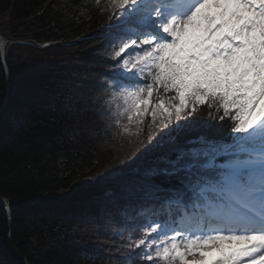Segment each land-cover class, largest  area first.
<instances>
[{
    "label": "snow or ice",
    "instance_id": "6c2138e0",
    "mask_svg": "<svg viewBox=\"0 0 264 264\" xmlns=\"http://www.w3.org/2000/svg\"><path fill=\"white\" fill-rule=\"evenodd\" d=\"M108 4L118 58L108 87L122 131L139 137L150 118L149 129H169L159 145L210 130L206 113L228 118L233 133L229 143L198 135L175 159L161 157L151 174L178 184L141 189L157 218L129 234V249L143 264H264V0Z\"/></svg>",
    "mask_w": 264,
    "mask_h": 264
},
{
    "label": "trees",
    "instance_id": "16d2710c",
    "mask_svg": "<svg viewBox=\"0 0 264 264\" xmlns=\"http://www.w3.org/2000/svg\"><path fill=\"white\" fill-rule=\"evenodd\" d=\"M64 17L55 0H0V32L9 40L5 59L11 74L5 104L7 76L0 48V196L8 198L13 207L10 229L6 209L0 205V264H25L8 246L10 232L14 247L29 264H80L101 251L96 231L112 234L113 225H125L140 236L139 225L157 218L145 209L153 203L158 207L141 189L156 185L166 190L178 184L174 177L148 174L165 166L161 157L175 159L174 149L192 147L187 141L198 135L225 143L233 135L228 118L209 121L205 113L199 119L211 124L210 130L197 128L157 145L169 129H149L146 124L129 150L135 156L134 165H119L120 159L112 151H103L85 131L96 114L86 106L94 99L86 77L92 73L85 70L81 55L66 39L70 32ZM33 43L49 44L39 47ZM77 153L91 159L83 177L60 170L61 160L70 164ZM110 169L123 172L87 181L99 172L109 174ZM121 183L133 185L141 193H106L110 185ZM74 188L77 191L64 202L54 200L61 190ZM81 194L91 197L85 199ZM139 252L127 249L115 254L136 258Z\"/></svg>",
    "mask_w": 264,
    "mask_h": 264
},
{
    "label": "rangeland",
    "instance_id": "374dc122",
    "mask_svg": "<svg viewBox=\"0 0 264 264\" xmlns=\"http://www.w3.org/2000/svg\"><path fill=\"white\" fill-rule=\"evenodd\" d=\"M55 2L65 15L66 31L70 32L66 39L69 40L75 53L81 55L85 70L92 73V75L86 74V77L91 82L90 95L94 99L90 100L86 106L90 109L94 108L96 114L89 120L91 127H86L85 131L96 140L103 151H112L114 157L120 159L119 165H134L135 156L130 154L129 150L133 149L132 145L138 137L128 136L122 131L121 125L115 122L116 103L108 87L110 74L115 71L112 66L118 59L114 55L116 47L113 30L109 28V25L113 23V10L109 7L108 0H99V3L97 0H55ZM71 27L75 31L71 30ZM126 122V118H122V123ZM149 122L150 118L146 117V124ZM75 157L77 159L70 164L65 159L61 160L60 170L75 171L78 177H83L89 171L91 159L78 153L75 154ZM93 161L96 162V159L94 158ZM122 172V169H114L109 174L99 172L98 177H90L87 181L96 182L104 177H112ZM148 174L151 175V173ZM76 191L75 188L63 189L54 200L64 202L70 193ZM123 192L129 196L141 193L133 185L125 183L112 184L106 190V193L115 195H121ZM81 197L89 199L91 196L81 194ZM112 229L114 233L109 235L96 231V245L101 248V251L99 254L93 253V255L82 259L80 264H143L140 256L134 258L128 254L124 255V253L122 256L115 254L116 251L129 249L128 236L130 233L138 237L133 234V230L128 229L125 225L118 227L113 225ZM181 250L185 249L181 248ZM104 252L107 255L103 254ZM192 259H194L193 256H187L186 262H190ZM173 264H181V261L176 260Z\"/></svg>",
    "mask_w": 264,
    "mask_h": 264
},
{
    "label": "water",
    "instance_id": "95a60500",
    "mask_svg": "<svg viewBox=\"0 0 264 264\" xmlns=\"http://www.w3.org/2000/svg\"><path fill=\"white\" fill-rule=\"evenodd\" d=\"M6 43H7V40L4 38V36L0 32L1 57H2L3 65H4V68L6 71V76H7L6 97H5V102H4L5 104L8 101L9 93H10V87H11V74H10L6 59H5ZM1 111H0V113H1ZM0 205L4 206V208L6 209V213H7L8 219H9L10 229H11L12 228V209H13V207H12L9 199L4 197V196H0ZM8 246H9L10 250H12L18 257H20L25 262V264H29L28 261L14 247L13 242H12V232H10L9 236H8Z\"/></svg>",
    "mask_w": 264,
    "mask_h": 264
}]
</instances>
